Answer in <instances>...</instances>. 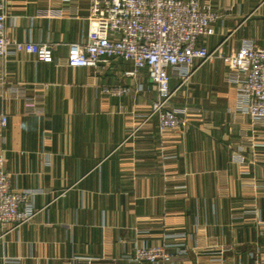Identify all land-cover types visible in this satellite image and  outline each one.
I'll return each instance as SVG.
<instances>
[{
    "label": "crops",
    "instance_id": "obj_1",
    "mask_svg": "<svg viewBox=\"0 0 264 264\" xmlns=\"http://www.w3.org/2000/svg\"><path fill=\"white\" fill-rule=\"evenodd\" d=\"M221 16L200 41L225 52L254 40L264 48V0H200ZM90 0H7L10 37L55 44L52 62L29 53L0 57V102L8 122L0 152L16 189L37 191L34 218L0 236V264H67L76 256L121 259L139 244L174 242L167 232H187L190 257L227 264L264 253V126L236 108V85L227 64L204 63L176 91L187 108L182 130L160 134L156 120L129 128L152 109L157 91L145 71L125 75L131 61L104 60L70 67L73 42H85ZM142 84L143 90L102 100V85ZM179 84L177 78L171 87ZM246 165L233 159L237 146ZM252 198L261 212L254 221ZM241 214V227H229ZM134 243L131 244V247ZM223 247H231L220 253ZM174 251V247H170Z\"/></svg>",
    "mask_w": 264,
    "mask_h": 264
},
{
    "label": "built area",
    "instance_id": "obj_2",
    "mask_svg": "<svg viewBox=\"0 0 264 264\" xmlns=\"http://www.w3.org/2000/svg\"><path fill=\"white\" fill-rule=\"evenodd\" d=\"M221 13L209 3L200 0H90L89 31L85 42H73L66 58L70 67H97L104 60L123 59L132 62V69L125 75L137 78L143 71L157 91L151 111L141 119H136L129 128V136L139 130L140 125L156 120L160 134L169 130H182L187 120L181 113L187 108L175 106L176 91L185 85L194 72L204 63L214 59L223 60L229 69L226 80L237 89L236 108L248 114L255 124L264 126V48L254 40H244L239 48L225 52L224 42L209 49L200 38L213 33L214 23ZM10 15L7 0H0V57L3 59L17 53L35 55L44 62L53 61L55 44L35 43L12 38L7 33ZM173 78L179 80L176 88L171 87ZM142 84L102 85V100L121 97L142 91ZM8 116L0 102V128L7 125ZM257 145L247 140L237 146L233 159L246 165L239 150L246 145ZM6 156L0 152V236L10 230L30 222L38 210L34 198L37 191L16 189L11 185L6 169ZM252 198L251 208L256 214L254 221L261 223V212ZM229 227H241V214H234ZM141 230H135V234ZM264 236V229H260ZM136 235L127 244L121 259L125 264H178L190 257V234L187 232H167L164 240L174 242L160 244H139ZM134 246L131 247V244ZM174 247L172 251L169 248ZM231 247H223L220 253ZM216 257L207 263L199 261L183 264H227L225 254H209ZM248 262L237 264H264V253L249 252ZM67 264H116L104 262L101 257L76 256Z\"/></svg>",
    "mask_w": 264,
    "mask_h": 264
}]
</instances>
